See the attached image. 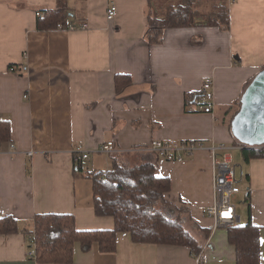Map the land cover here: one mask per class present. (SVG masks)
I'll return each instance as SVG.
<instances>
[{
  "label": "crops",
  "instance_id": "obj_1",
  "mask_svg": "<svg viewBox=\"0 0 264 264\" xmlns=\"http://www.w3.org/2000/svg\"><path fill=\"white\" fill-rule=\"evenodd\" d=\"M66 1V25L76 29L41 31L38 20L59 0H0V122L11 126V140L0 144V217H12L20 228L0 235V264H40L28 257L25 235L37 215L70 214L80 231L113 230L112 217L95 214L92 181L75 175L74 150L90 152L77 162L86 174L105 165L110 170L115 157L152 154L141 150L155 140L234 147L229 154L247 173L242 189L261 229L264 264V157L245 162L232 131L242 96L264 69V0H228V31L202 18L216 0H199L198 23L165 29L160 44L149 43L150 18H164L182 0ZM111 2L118 10L108 21ZM83 24L88 28L78 29ZM118 75L131 78L121 93ZM205 79L215 86L212 114L199 113L194 103ZM108 142L116 154L98 151ZM158 160L157 176L172 183L166 201L181 209L184 226L203 245L200 261L186 247L135 244L120 234L115 253L97 245L84 253L78 245L72 264H236L228 228L212 231L206 214L216 200L210 153ZM237 216L238 224L249 221V214L244 223Z\"/></svg>",
  "mask_w": 264,
  "mask_h": 264
},
{
  "label": "trees",
  "instance_id": "obj_2",
  "mask_svg": "<svg viewBox=\"0 0 264 264\" xmlns=\"http://www.w3.org/2000/svg\"><path fill=\"white\" fill-rule=\"evenodd\" d=\"M227 1L216 0L213 3L212 10L202 17L206 25L221 31L230 29ZM197 5L199 0H182L176 6H169L164 18H150L147 32L149 43L160 44L165 29L196 25L200 17ZM67 20L68 3L59 0L55 10L44 11L38 20V29L54 30L58 25H66ZM130 84L128 75L116 77L118 93ZM191 99L187 97L188 104ZM10 140V123L0 122V144ZM241 151L247 163L250 159L264 157V150ZM158 161L154 154H130L126 160L115 157L108 171L86 174L82 172V163L76 162L75 175H83L92 181L95 214L98 217H112L115 227L113 230L80 231L73 215H37L34 230L25 231L27 240L32 237L35 239L34 260L40 264H72L78 245L84 253L90 252L94 245L102 253H115L120 234H129L135 244L186 247L193 256H200L203 245L184 226L183 212L165 199L172 189V183L169 177L157 176ZM249 198L250 193L246 202H249ZM248 214L249 221L246 224L228 228V239L235 247L236 264H261V229L252 223L251 204H248ZM206 231L208 238L210 232ZM18 232L20 228L15 219L0 217V235ZM28 247L31 248L30 244Z\"/></svg>",
  "mask_w": 264,
  "mask_h": 264
},
{
  "label": "built area",
  "instance_id": "obj_3",
  "mask_svg": "<svg viewBox=\"0 0 264 264\" xmlns=\"http://www.w3.org/2000/svg\"><path fill=\"white\" fill-rule=\"evenodd\" d=\"M231 2H236L237 0H230ZM117 5L111 2L107 8V19L108 21L114 20L117 15ZM38 17L42 14L37 13ZM86 24L81 25L78 29H87ZM57 29L61 30H74L76 29L73 25H58ZM10 71L22 74V71H18L15 68L10 69ZM27 98V97H26ZM194 99L196 110L203 114H212L215 106V86L212 79H205L199 90L197 96ZM234 147L226 145H212L206 146L202 142L193 141H159L155 140L151 143L147 149L141 152L152 153L160 159L166 160H183L192 157L195 153L200 150H207L212 159L213 164V187L214 194L216 195V200L213 205L208 207L206 214L208 217L213 219V225L211 227L212 231L219 228H230L235 227L238 224L237 216V203L245 198L248 194V189H242L243 182L247 180V173L245 170L239 166L237 167L234 163L233 156L229 154L230 150ZM238 149H255L264 150V145L261 146H246L240 145ZM236 149V148H235ZM12 151L14 152V147L12 146ZM100 153L106 155H114L118 152L114 142H108L104 144L98 150ZM32 156L33 153H28ZM75 161H85L90 159V152L84 151L82 148L78 147L74 150ZM247 193V194H246ZM218 197V199H217ZM244 202V201H243ZM30 250L28 256L31 259L35 258V239L32 237L30 239ZM200 261V256L197 257Z\"/></svg>",
  "mask_w": 264,
  "mask_h": 264
},
{
  "label": "water",
  "instance_id": "obj_4",
  "mask_svg": "<svg viewBox=\"0 0 264 264\" xmlns=\"http://www.w3.org/2000/svg\"><path fill=\"white\" fill-rule=\"evenodd\" d=\"M235 138L246 146L264 145V69L253 79L232 122Z\"/></svg>",
  "mask_w": 264,
  "mask_h": 264
},
{
  "label": "rangeland",
  "instance_id": "obj_5",
  "mask_svg": "<svg viewBox=\"0 0 264 264\" xmlns=\"http://www.w3.org/2000/svg\"><path fill=\"white\" fill-rule=\"evenodd\" d=\"M235 154V153H234ZM236 156V155H235ZM238 163L237 162V158H235V164ZM111 165V161L108 162V166ZM240 165H243L240 163ZM106 165L105 166H102V169H100L101 171H105L106 170ZM246 181V180H245ZM244 184V183H243ZM243 187V186H241ZM237 211H238V214L242 216L243 218V221L242 223H244L246 221V219H248V204L245 202H243L242 200H240L238 203H237ZM29 257V256H28Z\"/></svg>",
  "mask_w": 264,
  "mask_h": 264
}]
</instances>
